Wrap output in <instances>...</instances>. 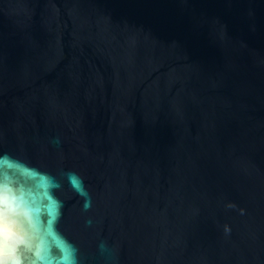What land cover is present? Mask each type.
<instances>
[{"label": "water", "instance_id": "1", "mask_svg": "<svg viewBox=\"0 0 264 264\" xmlns=\"http://www.w3.org/2000/svg\"><path fill=\"white\" fill-rule=\"evenodd\" d=\"M0 194L23 264H264V0H0Z\"/></svg>", "mask_w": 264, "mask_h": 264}, {"label": "clouds", "instance_id": "2", "mask_svg": "<svg viewBox=\"0 0 264 264\" xmlns=\"http://www.w3.org/2000/svg\"><path fill=\"white\" fill-rule=\"evenodd\" d=\"M12 209L8 206V199L0 194V264H23L19 250L24 245V236L14 232L13 228L5 223V213Z\"/></svg>", "mask_w": 264, "mask_h": 264}]
</instances>
